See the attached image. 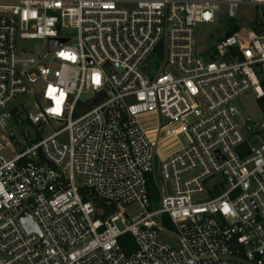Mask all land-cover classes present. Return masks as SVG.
<instances>
[{
    "label": "built area",
    "instance_id": "obj_1",
    "mask_svg": "<svg viewBox=\"0 0 264 264\" xmlns=\"http://www.w3.org/2000/svg\"><path fill=\"white\" fill-rule=\"evenodd\" d=\"M201 23L227 32L202 52ZM262 80L264 0H0V264H264V123L235 106ZM146 124L181 146L159 158Z\"/></svg>",
    "mask_w": 264,
    "mask_h": 264
},
{
    "label": "rangeland",
    "instance_id": "obj_2",
    "mask_svg": "<svg viewBox=\"0 0 264 264\" xmlns=\"http://www.w3.org/2000/svg\"><path fill=\"white\" fill-rule=\"evenodd\" d=\"M249 11V13H248ZM254 11L252 8H242L241 14L238 17H235L233 19H229L228 22L237 23L240 28L248 30V22L252 20ZM226 30L223 28L222 24L218 23H201L197 26V34L200 38L199 43V51H205L207 50V46H210L214 44L218 38H222L226 35ZM30 48L33 51L34 55H43L45 53V45L43 42H32L30 43ZM203 57H207V53L204 52ZM32 106V104L30 103ZM235 106L238 111V114L236 116V120L239 124V126L246 131V121L250 120L251 123L255 126H259L260 124L264 123V113L258 103V96L253 91H248L241 95L236 101ZM151 119V118H150ZM149 119V120H150ZM156 122H153L152 124L155 125ZM155 126H152L151 124H146V129L149 133L150 137H153L155 139V146L156 150L159 149V146H162L165 148L171 147L175 145L176 139L175 137L169 136L168 134H159L155 131ZM247 134V132H246ZM165 145V146H163ZM158 159L156 160V164L158 163ZM80 178L77 177V182L81 183ZM170 182L162 183V186L167 187ZM126 212L130 217H134L137 215L140 210L137 206H131L126 209Z\"/></svg>",
    "mask_w": 264,
    "mask_h": 264
},
{
    "label": "trees",
    "instance_id": "obj_3",
    "mask_svg": "<svg viewBox=\"0 0 264 264\" xmlns=\"http://www.w3.org/2000/svg\"><path fill=\"white\" fill-rule=\"evenodd\" d=\"M259 25L260 23L257 22V16L248 22V27L256 31H259ZM236 28L238 29L239 26H237ZM261 85L264 89V80L261 81ZM258 103L264 113V99L258 98ZM159 188H160L159 177L155 170L147 176V189H148L152 208L159 207V203H160L159 202L160 200ZM80 193L84 200L92 201L98 210L103 211L104 214L102 215V217L109 213L115 212L117 210L116 206L112 204H108L105 200L100 199L99 197L96 196L94 192L90 191L86 187H82L80 189ZM162 223L164 226L168 228L173 227L172 223L170 222L169 218L166 215L162 216ZM118 240H119V244L121 245V247L126 253H132L133 251H135L136 246H135L134 239L128 233L120 236Z\"/></svg>",
    "mask_w": 264,
    "mask_h": 264
},
{
    "label": "water",
    "instance_id": "obj_4",
    "mask_svg": "<svg viewBox=\"0 0 264 264\" xmlns=\"http://www.w3.org/2000/svg\"><path fill=\"white\" fill-rule=\"evenodd\" d=\"M227 35H229V34H227ZM64 41L65 40H63V39L50 38L48 40V49L49 50L55 49L56 47L61 45ZM18 221L20 222L21 226L23 227V229L27 233L37 232L40 234V231L38 229L36 222L34 221L33 217L31 216L30 212L27 209H25L21 213V215L18 218ZM44 243H45V240L42 237V241H41V243L38 244V247H42Z\"/></svg>",
    "mask_w": 264,
    "mask_h": 264
},
{
    "label": "crops",
    "instance_id": "obj_5",
    "mask_svg": "<svg viewBox=\"0 0 264 264\" xmlns=\"http://www.w3.org/2000/svg\"><path fill=\"white\" fill-rule=\"evenodd\" d=\"M154 142H155V139L153 137H150ZM176 139V142H175V145L173 146H165L162 147V146H159V149L157 150V155L159 158H162V157H165L166 155H168L169 153L173 152L174 150L178 149L180 146H181V139H178V138H175Z\"/></svg>",
    "mask_w": 264,
    "mask_h": 264
}]
</instances>
